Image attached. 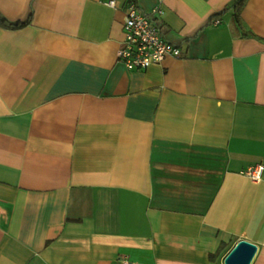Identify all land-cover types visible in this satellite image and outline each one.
Returning <instances> with one entry per match:
<instances>
[{"label":"crops","instance_id":"0c3cea01","mask_svg":"<svg viewBox=\"0 0 264 264\" xmlns=\"http://www.w3.org/2000/svg\"><path fill=\"white\" fill-rule=\"evenodd\" d=\"M127 1L0 0V264H264V0H137L181 49L144 69Z\"/></svg>","mask_w":264,"mask_h":264},{"label":"built area","instance_id":"2783aa9c","mask_svg":"<svg viewBox=\"0 0 264 264\" xmlns=\"http://www.w3.org/2000/svg\"><path fill=\"white\" fill-rule=\"evenodd\" d=\"M113 3V1H111ZM163 9L156 5L150 12L138 8L134 0L126 3V17L123 23L124 38L117 49V59L129 69H144L161 63L167 55L179 56L180 47L169 41L165 36L155 14H161ZM263 164L256 163L243 169V173L254 180L262 176ZM1 213V209H0ZM123 264H134L124 257Z\"/></svg>","mask_w":264,"mask_h":264},{"label":"trees","instance_id":"16d2710c","mask_svg":"<svg viewBox=\"0 0 264 264\" xmlns=\"http://www.w3.org/2000/svg\"><path fill=\"white\" fill-rule=\"evenodd\" d=\"M137 3V0H134ZM245 0H230L226 6L223 8V10L221 12L215 13L212 15V18L216 17L217 15H219L220 13H222L225 10H233V18H232V23H233V31H235L236 33H244L245 30L243 28V23L240 17V10L242 8L243 2ZM30 18L28 17L27 19L24 20H16V21H10L7 18L3 17L2 15H0V24L4 25V26H9V27H21L25 24H27L29 22ZM165 36L167 35V32H164ZM169 41L172 42L171 38H168ZM174 43V42H173Z\"/></svg>","mask_w":264,"mask_h":264},{"label":"water","instance_id":"95a60500","mask_svg":"<svg viewBox=\"0 0 264 264\" xmlns=\"http://www.w3.org/2000/svg\"><path fill=\"white\" fill-rule=\"evenodd\" d=\"M256 245L245 239L239 240L225 257V264H250Z\"/></svg>","mask_w":264,"mask_h":264}]
</instances>
